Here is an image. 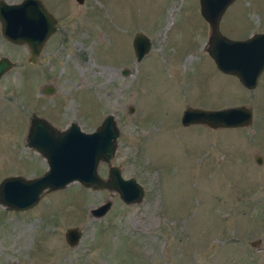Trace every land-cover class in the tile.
Segmentation results:
<instances>
[{
  "label": "rangeland",
  "instance_id": "obj_1",
  "mask_svg": "<svg viewBox=\"0 0 264 264\" xmlns=\"http://www.w3.org/2000/svg\"><path fill=\"white\" fill-rule=\"evenodd\" d=\"M42 2L56 29L34 63L26 45L0 35V55L14 63L0 79V180L44 167L24 145L31 112L85 131L110 112L119 132L112 162L143 196L125 203L72 181L26 209L0 204V264H264V68L245 88L215 67L198 0ZM219 30L234 39L264 32V0H233ZM136 31L150 43L139 61ZM44 84L51 93L39 91ZM238 104L250 106V124L180 123L185 106ZM106 168L98 162L97 173ZM70 226L81 229L74 246L63 236Z\"/></svg>",
  "mask_w": 264,
  "mask_h": 264
},
{
  "label": "water",
  "instance_id": "obj_2",
  "mask_svg": "<svg viewBox=\"0 0 264 264\" xmlns=\"http://www.w3.org/2000/svg\"><path fill=\"white\" fill-rule=\"evenodd\" d=\"M232 1L198 0L199 13L208 26L202 48L219 71L235 76L244 87L253 88L264 68V32H251L242 39L222 34L219 20ZM55 29L56 19L42 0H0V34L11 43L26 45L28 62H35L44 42ZM131 46L135 61H139L150 47L149 39L142 32L136 31ZM12 66L13 62L9 58L0 56V75ZM121 72L125 74L127 71L123 69ZM50 91L51 87L45 89V92ZM128 110L131 111L132 107L129 106ZM250 122L251 108L243 104L216 109L185 106L180 113L182 125L200 123L210 127H227L248 125ZM118 133L114 115L110 112L89 131L81 129L75 121L58 129L31 113L26 143L45 157L46 169L33 177L19 174L3 177L0 180V204L7 209H26L34 205L43 192L62 188L72 181L91 189L115 191L125 203L141 201L142 185L133 176L123 177L119 165L112 162ZM254 160L259 164L261 157L255 155ZM100 161L107 166L105 177L97 173ZM109 206L110 200L106 199L91 207L89 213L93 217L101 216ZM63 236L69 246H74L81 236V229L76 226L67 227ZM256 242L252 240L250 244L255 245Z\"/></svg>",
  "mask_w": 264,
  "mask_h": 264
},
{
  "label": "flooded vegetation",
  "instance_id": "obj_3",
  "mask_svg": "<svg viewBox=\"0 0 264 264\" xmlns=\"http://www.w3.org/2000/svg\"><path fill=\"white\" fill-rule=\"evenodd\" d=\"M1 35V34H0ZM4 38V37H3ZM5 39V38H4ZM8 41V40H7ZM14 44V43H13ZM39 54V53H38ZM0 56H3V55H0ZM13 62V61H12ZM14 64V63H13ZM10 68H12V67H10ZM9 68V69H10ZM8 69V70H9ZM8 70H5L1 75H0V79H2V77H3V74H5V72H7ZM238 80V79H237ZM256 82H257V80H256ZM256 85V84H255ZM48 87H51V91L53 90V87H52V85H49V84H44V85H42L41 87H40V89H39V91L40 92H42V93H51V91L50 92H45V89H47ZM246 88V87H245ZM31 113H34V112H31ZM30 113V114H31ZM35 114V113H34ZM36 116H39V117H42L43 119H45L46 121H48L46 118H45V116H42V115H37V114H35ZM29 117H30V115L28 116V118H27V121H29ZM70 121H73V120H69L67 123H65V124H63L61 127H59V126H57V125H55V124H53V123H51V122H49L52 126H55V127H57L58 129H63V128H65L67 125H68V123L70 122ZM78 124V123H77ZM27 127H28V122H27ZM27 127H26V132H27ZM45 129V128H44ZM26 132H25V134H24V145L25 146H27V148L28 149H31V150H33L35 153H37L41 158H43V164H44V167H43V169L42 170H40L38 173H36V174H33V175H31V176H28V177H33V176H37V175H40L41 173H43L44 172V170L46 169V161H45V157L38 151V150H36V149H34L33 147H31L30 145H28L27 143H26V139H25V136H26ZM106 165V164H105ZM18 174V173H17ZM20 175V174H19ZM102 177V176H101ZM103 189V188H102ZM38 201V200H37Z\"/></svg>",
  "mask_w": 264,
  "mask_h": 264
}]
</instances>
